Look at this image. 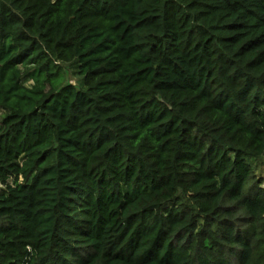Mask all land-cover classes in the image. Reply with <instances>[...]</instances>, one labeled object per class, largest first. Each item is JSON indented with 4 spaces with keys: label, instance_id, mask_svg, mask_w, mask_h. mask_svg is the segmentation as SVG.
Here are the masks:
<instances>
[{
    "label": "trees",
    "instance_id": "1",
    "mask_svg": "<svg viewBox=\"0 0 264 264\" xmlns=\"http://www.w3.org/2000/svg\"><path fill=\"white\" fill-rule=\"evenodd\" d=\"M263 155L264 0H0V264H264Z\"/></svg>",
    "mask_w": 264,
    "mask_h": 264
},
{
    "label": "rangeland",
    "instance_id": "2",
    "mask_svg": "<svg viewBox=\"0 0 264 264\" xmlns=\"http://www.w3.org/2000/svg\"><path fill=\"white\" fill-rule=\"evenodd\" d=\"M69 76L71 81L73 82L75 80V77L73 76V72L70 71ZM253 165L255 167V171L258 177H260L262 181V187L264 188V155L261 158H259L257 161H254Z\"/></svg>",
    "mask_w": 264,
    "mask_h": 264
}]
</instances>
